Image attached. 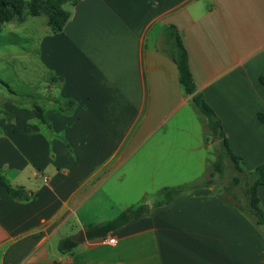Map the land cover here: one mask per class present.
Listing matches in <instances>:
<instances>
[{
	"label": "crops",
	"instance_id": "0c3cea01",
	"mask_svg": "<svg viewBox=\"0 0 264 264\" xmlns=\"http://www.w3.org/2000/svg\"><path fill=\"white\" fill-rule=\"evenodd\" d=\"M66 8L64 31L52 34L46 25L41 38L47 82L36 98H47L46 108L19 101L0 116V173L30 195L14 200L0 184V264H264L258 227L212 188L105 237L89 238L88 228L113 219L81 214L103 187L114 197L108 184L126 185L124 175L112 179L122 165H108L124 149L123 161L151 142L163 162L176 147L213 150L180 84L171 26L233 153L247 171L264 163V0H80ZM69 101L75 107L64 115L58 106ZM36 105L51 129L36 119ZM199 161L210 163L204 155ZM258 195L264 210V186ZM121 202L119 215L136 207ZM68 237L79 244L61 252Z\"/></svg>",
	"mask_w": 264,
	"mask_h": 264
},
{
	"label": "rangeland",
	"instance_id": "374dc122",
	"mask_svg": "<svg viewBox=\"0 0 264 264\" xmlns=\"http://www.w3.org/2000/svg\"><path fill=\"white\" fill-rule=\"evenodd\" d=\"M27 11L28 8L25 6L22 15L25 17L24 21L15 18L4 24L0 35V81L8 86L6 88L4 84H0V116L4 113L10 114L9 109L17 108L20 105L19 101H25L28 104L37 102L42 108H46L48 103L47 98H36L46 90L44 86L47 82V71L40 56V44L46 30L47 17L45 15L28 16ZM183 114L188 120L187 127L192 128L195 122L192 116L188 113ZM168 128H171V123ZM215 141L214 137L207 135V142L213 143V150L210 154L208 151L192 153L188 146L187 150L176 147L168 155V159L162 158L166 162L160 158V160L153 158L151 142L139 148V151L129 153V157L127 156L128 158L123 161L121 159L125 157L126 152L124 149L116 154L108 165H122L112 175V179L116 180L124 175L126 185L120 191L119 187H114L115 181L108 184V189L114 197L107 191V187H103L101 192L89 201L87 199L88 202L82 208L81 214H90L96 220H111L121 212L118 205L121 201L127 202L129 206L137 207L149 200L154 202L164 199L162 191L165 188H175L193 182L202 183L210 178L209 167L216 161L220 152L219 145ZM178 142H182V139ZM203 155L210 160V163L206 165L200 163L199 158ZM233 175L230 166H227L223 175L216 174L211 188L215 194L234 195L241 206L246 207L248 199L244 194L243 186H232ZM142 188L149 190L150 194L147 196L140 194ZM194 192L189 190L186 194L190 196ZM259 230L263 232L262 228ZM80 233L81 231L78 235Z\"/></svg>",
	"mask_w": 264,
	"mask_h": 264
},
{
	"label": "trees",
	"instance_id": "16d2710c",
	"mask_svg": "<svg viewBox=\"0 0 264 264\" xmlns=\"http://www.w3.org/2000/svg\"><path fill=\"white\" fill-rule=\"evenodd\" d=\"M80 0H0V35L3 25L11 22L15 18L24 21L25 6L28 8V16L37 17L45 15L47 17V25L52 34H60L71 18V12L66 8L75 6ZM166 37L172 38L174 43L173 58L177 64L179 81L187 96H191L193 106L203 117L208 131L209 137H215L218 140L220 152L217 159L210 165L209 179H205L202 183H190L175 188H165L162 193L164 199L157 200L152 206L147 203L137 207L130 208L122 212L118 217L99 226H91L87 235L89 238L105 237L109 232L123 227L126 224L142 219L150 214L153 209L163 207L170 204L176 198L188 195L189 190L196 191L200 188H211L214 184L216 174L220 176L226 171L227 166H230L234 173L232 177V186H243V191L248 199L246 207L241 206L234 195H228L230 201L244 212L252 222L263 229L264 236V210L260 205L258 188L264 186V163L258 166L254 171H247L242 165V158L231 150L228 144L226 134L223 130L221 120L219 119L213 108L207 103L204 95L198 91L195 83L190 64L188 51L183 45L179 32L175 26L166 29ZM4 87H8L7 84ZM14 94L13 91H11ZM59 110L62 114H69L75 107V102L69 101L64 104H59ZM36 119L47 128L51 129V123L46 119L43 109L36 105L33 108ZM207 141V138H206ZM0 184H2L9 196L17 201H28L30 195L22 188L13 187L7 179L0 173ZM194 194V193H193ZM192 194V195H193ZM79 243L73 237H68L60 241L59 249L61 252H69L74 249Z\"/></svg>",
	"mask_w": 264,
	"mask_h": 264
},
{
	"label": "water",
	"instance_id": "95a60500",
	"mask_svg": "<svg viewBox=\"0 0 264 264\" xmlns=\"http://www.w3.org/2000/svg\"><path fill=\"white\" fill-rule=\"evenodd\" d=\"M214 139H216V138L214 137ZM216 140H217V139H216ZM79 235H82L83 238L80 237V236H77V237H76V240H77L78 242H82V241H84V240H85V239H84V232H81Z\"/></svg>",
	"mask_w": 264,
	"mask_h": 264
},
{
	"label": "built area",
	"instance_id": "2783aa9c",
	"mask_svg": "<svg viewBox=\"0 0 264 264\" xmlns=\"http://www.w3.org/2000/svg\"><path fill=\"white\" fill-rule=\"evenodd\" d=\"M110 243H115V239L113 238V239H110V241H109Z\"/></svg>",
	"mask_w": 264,
	"mask_h": 264
}]
</instances>
